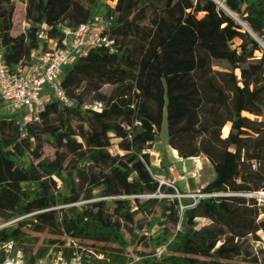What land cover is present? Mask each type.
I'll return each instance as SVG.
<instances>
[{"label": "trees", "instance_id": "16d2710c", "mask_svg": "<svg viewBox=\"0 0 264 264\" xmlns=\"http://www.w3.org/2000/svg\"><path fill=\"white\" fill-rule=\"evenodd\" d=\"M99 5L100 0H0V50L8 65L37 49L36 31L44 23L52 25L54 37L57 23L76 28L102 12L112 16L115 41L112 53L93 50L67 68L61 86L74 95L72 105L45 103L24 137L13 121L0 119V222L17 220L0 229V262L6 256L2 247L27 230L46 237L37 257L60 250L65 235L102 256L94 260L98 264H264V248L257 253L249 241L252 234L264 235V203L248 197L264 193V47L252 37L264 46V4L108 0L102 9ZM194 22L216 58L198 46L182 48L177 63L164 67L167 46L181 26ZM187 63L193 66L189 74ZM163 122L167 146L179 158H204L214 173L202 189L209 197L193 205L172 197L174 190L150 175L144 146L147 137H158ZM63 125L72 134L64 135ZM46 145L59 155L47 154ZM25 156L27 166L19 167ZM31 196L47 210L28 217ZM120 219L130 221L129 239L118 228ZM198 219L207 226L197 229ZM154 225L168 241L159 258L143 234ZM213 228L223 229L225 239L202 250L200 242Z\"/></svg>", "mask_w": 264, "mask_h": 264}, {"label": "built area", "instance_id": "2783aa9c", "mask_svg": "<svg viewBox=\"0 0 264 264\" xmlns=\"http://www.w3.org/2000/svg\"><path fill=\"white\" fill-rule=\"evenodd\" d=\"M260 1L264 4V0ZM111 26L112 16L102 12L95 13L76 28L57 23L58 34L54 37L50 36L52 25L41 24L36 31L37 49L14 65L6 63L0 50V117L13 121L17 134L24 137L26 125L38 122L45 103L56 101L63 106L72 105L74 95L61 86L64 73L74 60L86 57L90 51L105 49L112 53L115 41L110 35ZM93 108L99 109L100 104L94 103ZM171 157L174 162L180 160L177 156ZM165 172L172 175L175 170L173 166H168ZM200 173V167L194 168L187 172V179H198ZM150 175L159 186L172 188V197L177 200L188 197L193 205L198 199L209 197L207 194L183 195L176 190L173 181L161 178L157 173L150 172ZM179 208L183 210L185 207L179 205ZM16 221H10L7 225L12 226ZM11 245L3 246L6 256L0 264H98L94 260H102V256L85 250L65 235L60 250L50 249L42 257L30 254L32 259L22 252L8 256Z\"/></svg>", "mask_w": 264, "mask_h": 264}, {"label": "rangeland", "instance_id": "374dc122", "mask_svg": "<svg viewBox=\"0 0 264 264\" xmlns=\"http://www.w3.org/2000/svg\"><path fill=\"white\" fill-rule=\"evenodd\" d=\"M95 1L96 0H91L90 2L94 3ZM107 1L108 0H100L99 9H102ZM170 11H172V10H170ZM48 14H50V12ZM233 16H235L238 19V17L236 15L233 14ZM247 16H248L249 20L252 18L251 14H248ZM19 20H20V14L18 15L17 22H19ZM239 21H241V20H239ZM242 23L247 27V25L244 22H242ZM195 46H198V47L204 49L212 58H216V53L213 52L208 46H206V44L202 40L200 33H199V26L197 25L196 22H194L193 25L190 27L181 26L176 37L172 41V43L169 46H167V49H166L167 57H166L164 64H163L164 67L168 66L169 64L177 63V59H178V55H179L178 52L180 49H182V48H194ZM183 67H184V70L186 71L187 74H189L193 69V66L189 63L183 64ZM0 119H2V117H0ZM60 128H61V131L64 135L72 134L71 129L68 126L63 125ZM225 133L226 132L224 131L223 134H225ZM165 137H166V129H165V126L162 125L158 137H155V139L153 141L148 142V144L153 143V145L155 146V151L159 152L160 157L162 159H165V157H167L166 151L164 150V139H165ZM44 150H45V152H47V154L55 155V156L59 155V153L51 145H46ZM144 150H146V149L144 148ZM159 159L160 158L158 157V160ZM28 162H29L28 156H25L24 160L18 166L19 167L27 166ZM155 163H156V159H153V165H155ZM186 166L188 168L192 169V163L190 161H188L186 163ZM174 168L176 170H178L179 164H174ZM150 171L152 173L158 172L157 174L161 178H164V179H166L170 176L165 172V168H163V167H160L158 170L150 169ZM213 176H214L213 171H211V169L208 165L204 164L203 169L200 173V177L198 179H195L192 181L194 182V184H197V189L199 190L204 185L210 184L213 180ZM183 183L187 185L188 182H183ZM22 186L28 190H34V188H35V186L33 184H26V185H22ZM59 191L61 193L66 192L61 186H59ZM194 191H196V190H194ZM193 193H195V192H193ZM182 194L190 196V195L203 194V191L201 190L195 194H192L189 192L188 193H182ZM254 197L257 198L258 202L264 203V199L260 198L259 194L254 195ZM30 199L32 200L33 213L30 214L28 217L47 210V204L44 201L34 200L33 196H31ZM182 202H183V204H188V203H192V200L190 198L186 197L182 200ZM206 226H207V221L204 219H198L195 221V227L197 229H200V228H203ZM11 227L12 226L7 225V223L0 222V229L11 228ZM118 228L121 232H123L126 239H129V237L133 233V228L130 224V221H128L127 219L118 220ZM143 234H145L146 236H149L151 239V241L149 243L150 252L158 258L161 257L165 252L164 251L165 246L168 242L162 236L161 229L158 226L154 225L147 233H143ZM224 239H225V234H224L223 229L213 228L210 231L209 238L206 240H202L200 242L199 246L202 250H205V251L212 250L216 246L220 245ZM249 241L257 253L261 249L264 248V235L262 232H257L255 234L250 235ZM45 245H46V237L44 234L34 235V234H31L29 231L26 230V231H24V236L21 239L12 243L8 256H14L17 252H22L25 256H28V255H26V253L27 254L28 253L34 254L36 256L38 251L45 248ZM1 250L3 251V247Z\"/></svg>", "mask_w": 264, "mask_h": 264}, {"label": "crops", "instance_id": "0c3cea01", "mask_svg": "<svg viewBox=\"0 0 264 264\" xmlns=\"http://www.w3.org/2000/svg\"><path fill=\"white\" fill-rule=\"evenodd\" d=\"M162 125L165 126V123L163 122ZM161 125V127H162ZM166 129V128H165ZM155 139V138H154ZM152 149H146L147 151L150 152V169L152 170H158L160 167L163 168H167L168 166H173L174 168V164H179V169L175 170V174H172L168 177L169 180L173 181L174 187L176 188V190H178L180 193H192L195 194L199 191H201L205 186L201 187L199 190L197 189V184H194L193 181L188 180L187 179V172L193 170L194 168L200 167L201 171L203 169V165H208L211 169V166L208 164V162L202 158V157H198V158H193V160H195V162L190 161L189 159H185V158H179L180 160L174 162V160L171 157V152L172 150L167 146V142H166V137L164 139V150L166 151V156L165 159H162L160 157L159 152L155 151V146L152 143ZM158 157L160 158L158 160ZM153 159H156V163L155 165H153ZM190 161L192 163V169L188 168L186 166V163ZM212 171V169H211ZM158 173V172H157ZM214 178V176H213ZM183 182H188L187 185L184 184ZM196 190V191H194ZM195 192V193H193Z\"/></svg>", "mask_w": 264, "mask_h": 264}, {"label": "bare ground", "instance_id": "6f19581e", "mask_svg": "<svg viewBox=\"0 0 264 264\" xmlns=\"http://www.w3.org/2000/svg\"><path fill=\"white\" fill-rule=\"evenodd\" d=\"M88 1H91V0H88ZM229 15L230 16H232L238 23H240L241 25H242V27L245 29V30H247V31H249V29L241 22V21H239L235 16H233V14H231L230 12H229ZM250 32V31H249ZM253 37L258 41V43L262 46V47H264L263 46V43L261 42V41H259L254 35H253ZM144 148H146V149H152L153 147H152V144H147V145H145L144 146ZM171 154H172V152H171ZM173 155V154H172ZM174 156V155H173ZM190 161H192V162H195V160H193V159H189ZM260 195L261 196H263L264 197V193L262 192V193H260Z\"/></svg>", "mask_w": 264, "mask_h": 264}, {"label": "water", "instance_id": "95a60500", "mask_svg": "<svg viewBox=\"0 0 264 264\" xmlns=\"http://www.w3.org/2000/svg\"><path fill=\"white\" fill-rule=\"evenodd\" d=\"M216 4H218V3H216ZM220 6V5H219ZM228 15H229V11L228 10H226L224 7H222V6H220ZM230 16V15H229ZM233 20H235L232 16H230ZM236 21V20H235ZM237 22V21H236ZM238 23V22H237ZM238 25H240L241 27H242V25L240 24V23H238ZM246 32H248L250 35H251V33L249 32V31H247L246 30ZM252 36V35H251ZM253 37V36H252ZM253 39H254V37H253ZM255 40V39H254ZM258 42V41H257ZM260 45V44H259ZM261 46V45H260ZM147 140H148V142H151V141H153L154 140V138L152 137V136H149V137H147ZM172 154L174 155V156H177V152L176 151H174V150H172ZM178 157V156H177ZM260 195V194H259ZM248 197H252V196H248ZM260 198H262V199H264V197L263 196H261L260 195Z\"/></svg>", "mask_w": 264, "mask_h": 264}]
</instances>
